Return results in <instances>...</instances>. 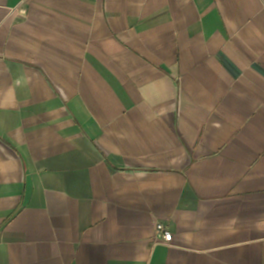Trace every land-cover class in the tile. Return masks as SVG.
Listing matches in <instances>:
<instances>
[{
	"label": "crops",
	"instance_id": "0c3cea01",
	"mask_svg": "<svg viewBox=\"0 0 264 264\" xmlns=\"http://www.w3.org/2000/svg\"><path fill=\"white\" fill-rule=\"evenodd\" d=\"M0 264H264V0H0Z\"/></svg>",
	"mask_w": 264,
	"mask_h": 264
},
{
	"label": "built area",
	"instance_id": "2783aa9c",
	"mask_svg": "<svg viewBox=\"0 0 264 264\" xmlns=\"http://www.w3.org/2000/svg\"><path fill=\"white\" fill-rule=\"evenodd\" d=\"M155 242L160 244H169L172 240V234L164 224L155 226Z\"/></svg>",
	"mask_w": 264,
	"mask_h": 264
}]
</instances>
